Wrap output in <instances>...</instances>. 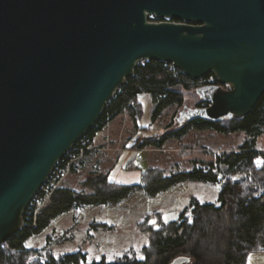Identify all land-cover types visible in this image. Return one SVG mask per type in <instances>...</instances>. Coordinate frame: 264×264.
Listing matches in <instances>:
<instances>
[{"label":"water","instance_id":"obj_1","mask_svg":"<svg viewBox=\"0 0 264 264\" xmlns=\"http://www.w3.org/2000/svg\"><path fill=\"white\" fill-rule=\"evenodd\" d=\"M150 59L196 80L218 78L197 88L207 106L181 114L244 118L264 95V0H0V244L23 227L57 162Z\"/></svg>","mask_w":264,"mask_h":264},{"label":"trees","instance_id":"obj_2","mask_svg":"<svg viewBox=\"0 0 264 264\" xmlns=\"http://www.w3.org/2000/svg\"><path fill=\"white\" fill-rule=\"evenodd\" d=\"M149 19L156 20L154 15H149ZM171 20L179 21L177 18ZM208 84H219L213 73L196 80L172 63L152 59L139 62L134 75L118 89L95 126L79 142L84 139L92 145L98 132L125 111L136 119L142 112L140 97L144 93L152 98V118L156 121L164 111L184 105L185 91ZM207 105L201 99L196 107ZM173 125L174 121L167 125V129ZM137 126L140 130L149 128ZM263 126L264 95L254 110L242 119L227 118L217 122L188 118L184 124L166 133L137 138L139 142L132 147L141 150L150 146L164 148L170 139L183 138L193 128L213 129L222 134L245 132L248 136L239 149L219 154L207 169L197 167L164 175L158 168H147L142 182L136 184L114 182L109 173L94 174L82 181L83 186L91 189L90 193L61 185L35 221L25 213L23 227L5 243L4 248H0V264H171L179 256L191 259H186L183 264H247L250 254L264 252V151L257 148ZM88 152L85 150L81 157ZM74 165L72 162L71 168ZM219 175L226 184L220 187L216 202L193 198L176 219L163 221L157 226H144L149 243L143 248L142 257L125 255L115 260L103 257L91 261L88 253L83 251L44 255L40 249L27 245L59 217L79 207L116 205L134 192L155 197L186 181L218 185ZM94 226L99 228L96 223Z\"/></svg>","mask_w":264,"mask_h":264},{"label":"rangeland","instance_id":"obj_3","mask_svg":"<svg viewBox=\"0 0 264 264\" xmlns=\"http://www.w3.org/2000/svg\"><path fill=\"white\" fill-rule=\"evenodd\" d=\"M229 87V84L224 85L226 89ZM197 88L185 91L186 101L182 107L164 111L156 121L152 118L151 96L142 94L143 108L137 116L139 120L129 111L115 118L94 139L89 152L74 161L75 165L62 186L90 193L91 189L83 186L82 181L90 175L108 173L117 183H141L147 168H158L164 175L197 167L207 169L219 154L239 149L248 138L245 132L222 134L213 129L195 128L183 138L170 139L164 148L150 146L139 150L132 147L141 137L166 133L184 124L188 118L180 121L181 112L196 107L201 100ZM172 121L174 125L167 129ZM137 122L149 128L140 130ZM257 148L264 151V126ZM219 189L216 184L186 181L155 197L134 192L116 205L79 207L59 217L27 245L40 249L44 255L83 251L88 253L91 261L103 257L115 260L125 255L142 257V250L149 243V234L144 229L146 224L157 226L163 221L176 219L193 198L216 202ZM247 264H264V252L250 254Z\"/></svg>","mask_w":264,"mask_h":264},{"label":"built area","instance_id":"obj_4","mask_svg":"<svg viewBox=\"0 0 264 264\" xmlns=\"http://www.w3.org/2000/svg\"><path fill=\"white\" fill-rule=\"evenodd\" d=\"M163 19L164 20H171L172 18H163ZM163 19L156 18V20H153V21H160ZM171 21H173V20H171ZM102 130H100L98 132V134L101 133ZM98 134H97V136H98ZM80 139H78L73 144L71 149L57 162V164L55 165V168L53 169L51 175L48 177L46 182L38 190V192L34 195L32 200L30 201V203L26 207L25 213H27V216L30 219H33L34 221L36 220L39 212L48 203L53 192L58 187H60L62 185L66 175L71 171V163L74 162L75 160L79 159L83 155L85 150L91 149V145H88L86 140L82 139V141L79 142ZM218 179H219L218 185L220 187H223L226 184V182H225L224 178L222 177V175H219ZM25 213H24V215H25ZM4 246H5V243L0 244V248H4Z\"/></svg>","mask_w":264,"mask_h":264},{"label":"flooded vegetation","instance_id":"obj_5","mask_svg":"<svg viewBox=\"0 0 264 264\" xmlns=\"http://www.w3.org/2000/svg\"><path fill=\"white\" fill-rule=\"evenodd\" d=\"M182 118L180 119V121H183V119L185 118V117H187V113H184V114H182Z\"/></svg>","mask_w":264,"mask_h":264},{"label":"crops","instance_id":"obj_6","mask_svg":"<svg viewBox=\"0 0 264 264\" xmlns=\"http://www.w3.org/2000/svg\"><path fill=\"white\" fill-rule=\"evenodd\" d=\"M260 150V149H259ZM260 151H262V150H260Z\"/></svg>","mask_w":264,"mask_h":264}]
</instances>
